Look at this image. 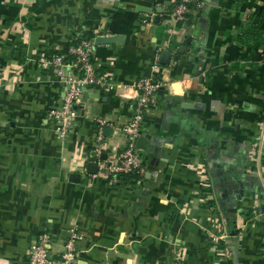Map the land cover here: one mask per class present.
<instances>
[{"label": "crops", "instance_id": "crops-1", "mask_svg": "<svg viewBox=\"0 0 264 264\" xmlns=\"http://www.w3.org/2000/svg\"><path fill=\"white\" fill-rule=\"evenodd\" d=\"M177 1L0 0V264H27L43 233L59 255L74 232L76 264H264V164L253 152L264 132V40H236L264 0H206L182 26ZM77 31L124 38L96 44L109 85L93 88L99 98L83 93L62 133L51 111L66 89L43 59L70 58ZM143 76L167 84L145 117L144 173L114 182L96 151L126 146L121 127Z\"/></svg>", "mask_w": 264, "mask_h": 264}, {"label": "built area", "instance_id": "built-area-1", "mask_svg": "<svg viewBox=\"0 0 264 264\" xmlns=\"http://www.w3.org/2000/svg\"><path fill=\"white\" fill-rule=\"evenodd\" d=\"M194 8L202 9L206 0H179L175 5L172 15L175 23L185 22L191 11L190 4ZM75 43L70 48V58L60 53L53 54L43 59L45 65L55 69L58 80L65 86V101L60 108L53 109L51 115L55 118L58 129L65 133L68 127L75 124L77 111L76 102L83 95L84 89L107 88L108 81L98 73L93 50L95 41L84 35L82 31H77ZM167 84L153 76H143L133 85L136 93L132 105V114L121 127L126 138V146L119 153L116 151L106 159L101 158V149H97L98 164L107 176L118 181L122 176L137 174L139 177L144 173V162L142 150L137 147L139 136L144 134V121L151 105L154 103L157 93ZM101 125H106V121L100 120ZM253 152L256 159L264 164V132L260 134L254 144ZM82 237L74 232L68 239L65 249L59 255H52L49 248L51 236L43 233L35 240L28 251L27 264H76L78 256L77 243ZM218 235H212V241H217ZM227 251V250H225Z\"/></svg>", "mask_w": 264, "mask_h": 264}, {"label": "water", "instance_id": "water-1", "mask_svg": "<svg viewBox=\"0 0 264 264\" xmlns=\"http://www.w3.org/2000/svg\"><path fill=\"white\" fill-rule=\"evenodd\" d=\"M143 11H146V10H143ZM123 38H124L123 35H98L95 38V44L100 45V44H109V43L120 42V41L123 40ZM191 41H192V39L189 38L187 40V43H190ZM171 44H172V41H171ZM183 48H184V46H182V49ZM182 49H180V50H182ZM172 59H173V51L171 49L165 48V49H163L160 52V63L161 64H163V65H169L171 63ZM84 92H89L92 97H97V98L100 97V94L99 93H96L94 91V89H93L92 86H90L88 88H85L84 89ZM188 107H203V104H201V103H195V104L191 105L189 103ZM113 131H114L113 127L108 126V127L105 128V135L107 137H111L113 135ZM145 134L146 133H144L141 136H139V138L137 140V146L139 148H141V149H145L147 143L149 142L148 141V137ZM151 144H153V143L151 142ZM102 158L103 159H106L107 158L106 153H104V155L102 156ZM89 167H90L89 170L91 172H96V170H97L96 163H94V162L89 163ZM79 178H80V175L79 174L72 175L73 181H77V180H79ZM229 212H232V213L237 212L236 206L234 208H230Z\"/></svg>", "mask_w": 264, "mask_h": 264}, {"label": "trees", "instance_id": "trees-1", "mask_svg": "<svg viewBox=\"0 0 264 264\" xmlns=\"http://www.w3.org/2000/svg\"><path fill=\"white\" fill-rule=\"evenodd\" d=\"M237 2L249 3L251 0H236ZM194 4H190L193 7ZM189 16V15H188ZM185 22H180L178 25L182 26ZM236 40L244 46L253 47L264 40V4L256 13H251L245 23L240 27L236 35ZM75 43V41H73ZM72 43V44H73ZM128 178L132 177L135 180L139 179L137 174L126 175Z\"/></svg>", "mask_w": 264, "mask_h": 264}]
</instances>
